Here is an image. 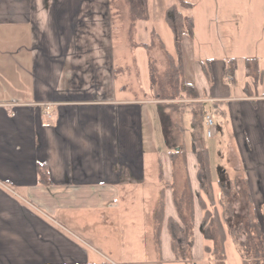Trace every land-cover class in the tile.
Here are the masks:
<instances>
[{
	"label": "crops",
	"instance_id": "0c3cea01",
	"mask_svg": "<svg viewBox=\"0 0 264 264\" xmlns=\"http://www.w3.org/2000/svg\"><path fill=\"white\" fill-rule=\"evenodd\" d=\"M263 1L246 0L244 12L243 8L237 11L244 33L263 26L264 22L253 21L264 16ZM108 3L0 0V264H118L109 262L75 230L79 220L74 212L97 210L110 226L106 235L124 237L122 215L116 214L121 205L118 198L145 178L144 115L151 132L161 122L167 140L165 153L156 152L154 157L158 189L151 209L153 236V209L164 187L160 254L155 244V264L179 261L167 228L169 217L179 220L174 204L176 177L184 180L178 186H187L192 193L191 251L198 242V255L203 256L197 159L192 135L185 133L182 124L183 113L175 107L179 102L197 103L204 126L205 114L216 105L219 123L233 140L226 147L232 145L238 152L234 171L247 179L250 193L258 178L264 183L262 57L244 56L241 63L235 58L229 80L227 57L193 58L192 52H186L188 36H184L183 75L194 84L197 98L157 95L147 100L154 105L143 109L141 99H125L123 87H115ZM227 17L223 13L221 21H215L218 28L225 27ZM213 23L212 18V29ZM252 57L263 70L257 85L252 65L246 63ZM216 182L213 178L214 187ZM85 228L86 224L81 229ZM102 244L111 246L105 240Z\"/></svg>",
	"mask_w": 264,
	"mask_h": 264
},
{
	"label": "rangeland",
	"instance_id": "374dc122",
	"mask_svg": "<svg viewBox=\"0 0 264 264\" xmlns=\"http://www.w3.org/2000/svg\"><path fill=\"white\" fill-rule=\"evenodd\" d=\"M188 1L194 2L195 6L191 9L180 7V10L185 15H192L195 21L196 35L194 39L187 37L185 45L186 52H192L193 58L220 59L227 57L226 60L238 58V62L241 63L244 56L258 54L260 58L262 57V64H264V24L263 26L257 25L258 33L254 31L251 34L244 33L239 27L241 18L238 12L239 10L242 11V8L247 4L246 0ZM172 3H177V0H148L150 18L147 21H132L126 0H109L107 6L108 36L110 47H112L110 52L113 58L115 87L117 89L120 86L123 87L124 94L122 97L125 99H141L143 109L149 110L154 104L147 103V100L156 98L157 95L161 98L186 97L183 93H177L176 87L173 88L175 85L170 81L167 60L159 44V40H161L165 48L174 54L171 31L163 18L164 9ZM215 10H218L216 15ZM223 13L228 14V21L222 29L221 27L218 28V23L215 21L219 20L220 22ZM212 18L214 20L213 29ZM253 21L256 24L262 23L264 16H255ZM151 29H155L159 39H154L151 36ZM184 80L186 81L185 78ZM188 82L192 83L191 81ZM260 88L264 92V78L263 86ZM175 105L179 109L178 111L183 113L182 124L185 133L197 136L207 146L214 180L221 179L227 184L236 182L237 193L231 192L229 194L235 210L234 221L246 219L247 199L244 181L242 180L244 176L233 169L238 164L236 159L238 152L232 145L226 147V143L230 139L232 140L230 131L223 129L219 123L220 116L212 109L210 114L214 122V133L208 137L206 136L207 126H204L197 103L179 102ZM210 106L207 105V108H211ZM218 124L222 130L217 129ZM175 130L176 126H174ZM150 132L144 115L142 141L145 152V178L140 185L131 184L125 191L120 192L118 198L121 205L116 214L122 215L120 223H123L125 229L124 237L106 235L110 226L103 223L99 211L91 209L74 212L75 217L79 220V225L75 226V230L93 247L98 248L106 255L105 257L109 262L155 264V234L153 236L151 209L156 199L158 182L156 181L154 157L156 152L158 154L165 153L167 140L160 121L155 131ZM225 153H227L228 165ZM176 178L175 183L178 184L173 183L174 198L179 202L182 201L183 212L186 214L188 210L187 198L191 191L187 186H178L184 180L180 177ZM258 180L253 184V191L250 195L264 231V183H261V178ZM215 188H217L216 185ZM81 224H83L82 227L86 224V228L81 229ZM241 238L243 236H239V239ZM104 240L108 246H112L113 251L111 246L107 247L102 244ZM198 245L199 243L195 242L188 264H212L206 258V253L203 256L198 255ZM225 252V264H240L237 255V242L233 238H227ZM163 264H186V262L179 260L163 262Z\"/></svg>",
	"mask_w": 264,
	"mask_h": 264
},
{
	"label": "trees",
	"instance_id": "16d2710c",
	"mask_svg": "<svg viewBox=\"0 0 264 264\" xmlns=\"http://www.w3.org/2000/svg\"><path fill=\"white\" fill-rule=\"evenodd\" d=\"M132 21H147L150 18L148 9V0H126ZM194 2L188 0H177L164 9V21L171 31L172 43L174 45V54L170 53L159 40L167 66L170 71V81L173 88H177V93H183L188 98H197V91L194 84L186 82L183 75L182 63V41L184 36L193 38L195 35V24L192 15H185L181 10L191 9ZM154 39H159L155 29L150 30ZM228 76H233L236 61L234 58L226 60ZM247 65H252L254 84L262 82L263 70L258 66V60L255 57L246 59ZM209 76V72H208ZM181 98V96H179ZM167 99H176L169 97ZM215 104V103H214ZM216 105L213 106L214 112ZM219 111V110H218ZM202 114V110L200 109ZM219 113V112H218ZM220 113L223 115L224 110ZM192 151L197 159L196 176L199 183L200 194L197 196L202 216L200 220V232L203 240V251L206 258L212 264H225L226 252L225 243L227 238H233L237 242V252L240 264H264V231L257 215L254 202L250 195L247 179L244 181L245 194L247 199V217L244 220L235 219V210L233 200L229 194L236 192L235 181L226 183L218 179L217 188L213 185L211 169L209 163L208 148L195 135L192 136ZM174 152L173 155H176ZM175 158V157H174ZM161 180V175H159ZM183 200V198H182ZM192 193L187 198L188 210L183 212L182 201L179 202L174 198V204L178 212L179 220L171 217L167 220V228L170 234L171 250L176 260H182L188 264L191 260V247L193 245V210H192ZM164 213V187H162L157 196L153 209L155 244L158 254H160L159 230ZM239 236L243 238L239 239ZM160 260V259H159ZM160 264V262H158Z\"/></svg>",
	"mask_w": 264,
	"mask_h": 264
},
{
	"label": "built area",
	"instance_id": "2783aa9c",
	"mask_svg": "<svg viewBox=\"0 0 264 264\" xmlns=\"http://www.w3.org/2000/svg\"><path fill=\"white\" fill-rule=\"evenodd\" d=\"M228 79L231 80V76H228ZM205 121H206V136L210 137L214 133V122L210 113L205 114Z\"/></svg>",
	"mask_w": 264,
	"mask_h": 264
}]
</instances>
